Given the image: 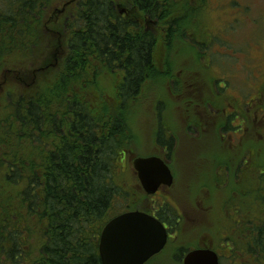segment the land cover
<instances>
[{
	"label": "trees",
	"instance_id": "trees-1",
	"mask_svg": "<svg viewBox=\"0 0 264 264\" xmlns=\"http://www.w3.org/2000/svg\"><path fill=\"white\" fill-rule=\"evenodd\" d=\"M207 3L0 0V264H101L98 240L106 222L139 208L120 209L131 195L124 187L126 158L140 147L133 141L132 115L148 81L158 93L155 142L169 160L174 139L161 123L168 71L162 54L174 53L176 60L178 45L205 48L197 38L212 34ZM29 73L35 83L23 81ZM257 92L264 97V86ZM263 102L260 97L244 105L263 116ZM234 116L220 127L224 134L241 129L242 122L231 125ZM251 143L241 142L242 171L264 160ZM241 178L243 203L235 202V191L232 201L220 202L221 235L210 246L221 264H264V168L253 180ZM159 208L168 214L157 212L158 219L177 229L175 245L184 246L179 261L186 248L201 244L186 241L190 231L182 236L169 201Z\"/></svg>",
	"mask_w": 264,
	"mask_h": 264
},
{
	"label": "rangeland",
	"instance_id": "rangeland-1",
	"mask_svg": "<svg viewBox=\"0 0 264 264\" xmlns=\"http://www.w3.org/2000/svg\"><path fill=\"white\" fill-rule=\"evenodd\" d=\"M206 9L205 21L212 34L197 38L205 48L198 49V45L188 43V48L178 45V59H174V53H163L161 60L168 68L162 79L165 104L161 107V123L170 129L174 139L173 154L168 160L173 183L153 200H170L181 207L182 228L186 233L191 232L185 237L190 245H214L221 235L223 212L219 209L220 202L232 201L231 192L235 191L239 194H234L235 202L242 204L245 193L240 194L241 189L237 187L242 182V175L253 180L264 168L263 157H260L259 164H246L242 171L244 161L240 157L244 149L241 142L246 139H253L254 143L249 146H255L264 155V114H256L257 110L253 111L249 106L258 98H264L257 92L264 84L262 73L256 66L261 65L264 71V0H208ZM197 54L203 57L198 59ZM29 74V79L24 75L27 79L23 81L35 83L36 75ZM4 84H0V92ZM146 84H149L146 92L132 115L133 141L140 147L139 151L128 153L126 158L130 172L124 177V187L131 195L127 207L121 206L122 210L135 206L149 208V199L136 183L131 170L135 155L144 152L142 156H163V149L159 150L155 142L158 93L148 81ZM22 85L26 86L25 83ZM221 99L233 105V111L239 107L244 111L238 118L230 119L232 126L242 122L239 136L236 134L238 129L231 135L229 130L224 134L220 128L226 126L227 118L233 114L229 107V112H224L227 107ZM247 103L249 105H244ZM229 152L234 154L229 155ZM122 156L124 159L125 154ZM116 211L118 209L114 213ZM168 249L169 246L161 257L168 254ZM147 264H160V261ZM161 264L177 262L175 258L172 262L165 258Z\"/></svg>",
	"mask_w": 264,
	"mask_h": 264
},
{
	"label": "water",
	"instance_id": "water-1",
	"mask_svg": "<svg viewBox=\"0 0 264 264\" xmlns=\"http://www.w3.org/2000/svg\"><path fill=\"white\" fill-rule=\"evenodd\" d=\"M132 165L147 195L154 194L161 185L172 184V171L160 156H137ZM167 237L165 226L155 216L141 210L122 212L108 220L101 230V264H145L164 248ZM183 264L220 263L212 249L196 248L185 254Z\"/></svg>",
	"mask_w": 264,
	"mask_h": 264
},
{
	"label": "flooded vegetation",
	"instance_id": "flooded-vegetation-1",
	"mask_svg": "<svg viewBox=\"0 0 264 264\" xmlns=\"http://www.w3.org/2000/svg\"><path fill=\"white\" fill-rule=\"evenodd\" d=\"M258 68V67H257ZM263 73H262V77H263ZM222 101V100H221ZM226 109H225V111L224 112H226V111H228V107L229 108H231L232 109V113H235V116H234V119H236V118H238L239 117V113H240V111L237 109L236 111H233V110H235V109H233V106H231L230 104H228V105H226ZM252 109H253V111H255L254 110V107L252 106ZM229 112V111H228ZM256 114H258V112H256ZM232 115V114H231ZM240 123L239 124H236V126H239L240 127ZM242 131V127H241V129H238L237 130V136H239V133ZM234 134V132H232L231 133V135H233ZM142 156V155H141ZM147 156H149V155H147ZM158 156V155H157ZM162 159H164V161L168 164V160L165 158V157H163V156H160ZM168 166H169V164H168ZM132 173H133V175L135 176V181H136V183L138 184V186L142 189V187H141V185H140V182H139V180H138V177H137V174H136V171L134 170V168H133V165H132ZM173 174V173H172ZM172 183H173V181H172ZM172 185V184H171ZM170 185V186H171ZM166 187H169V186H165V185H161L159 188H158V190L154 193V194H152V195H147L146 194V199L150 202L149 203V208H147V209H140V208H138V210H141V211H144V212H146V213H148V214H151V215H153V216H155L157 219H158V217H157V212L158 213H160L162 216L163 215H167L168 213H167V211L166 212H162L161 210H160V208H159V206H161L163 203H164V201H166V200H161V201H155V200H153V198H155V196L156 195H160V193H161V191L163 190V189H165ZM143 190V189H142ZM159 200V199H158ZM168 201V200H167ZM169 202L171 203V205L176 209V211L178 212V215H179V219H178V223H179V225H178V227H181V222H182V209H181V207L177 204V203H175V202H171L170 200H169ZM159 220V219H158ZM162 223H163V225L165 226V228H166V230H167V234H168V237H167V242H166V244H165V246H164V248L159 252V253H157L156 255H154V256H152L145 264H147V263H149V262H152V261H157V260H159L160 261V264L162 263V259H165V258H167L169 261H171L172 262V260L176 257V256H179V254H180V252H179V250L181 249V247H184L183 245H179V246H176L175 245V243L177 242V239H178V232H177V229H175V228H171L165 221H161ZM177 223V224H178ZM183 229V228H182ZM185 231V230H184ZM186 235V232H182V236L184 237ZM170 243H172V245H170ZM227 243H225V244H223L222 245V248H224V251L226 252V253H228V250H227V248H226V245ZM169 246V249L167 250V253L168 254H166V255H163L162 257H161V255L165 252V250H166V248ZM196 248H210V249H212L214 252H216L217 253V256H218V260H219V252H218V250L217 249H215V248H213V247H211L210 245L209 246H206V245H198L197 247H193V248H186V251L185 252H183L180 256V260L179 261H177L176 259V262H177V264H183V258H184V256H185V254L187 253V252H189L190 250H193V249H196ZM227 250V251H226ZM175 252V253H174ZM160 255V256H159ZM158 259H157V258ZM159 257H161V258H159ZM219 263H220V260H219ZM221 264V263H220Z\"/></svg>",
	"mask_w": 264,
	"mask_h": 264
}]
</instances>
